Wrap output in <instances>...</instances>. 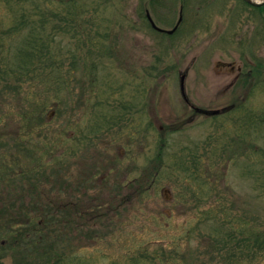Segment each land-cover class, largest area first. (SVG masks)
<instances>
[{"label":"rangeland","instance_id":"1","mask_svg":"<svg viewBox=\"0 0 264 264\" xmlns=\"http://www.w3.org/2000/svg\"><path fill=\"white\" fill-rule=\"evenodd\" d=\"M76 1L56 76L0 80V264H264V9Z\"/></svg>","mask_w":264,"mask_h":264},{"label":"trees","instance_id":"2","mask_svg":"<svg viewBox=\"0 0 264 264\" xmlns=\"http://www.w3.org/2000/svg\"><path fill=\"white\" fill-rule=\"evenodd\" d=\"M254 8L264 9V6ZM83 13L84 5L76 0H0V26L1 18L8 21L7 28L0 29V51L8 41L16 40L20 32H25L20 44L17 43V49L12 54L11 62L4 58L1 59L0 66H3V69L0 71V80H14L20 84L23 79L36 72V69L42 65L56 76L55 71L58 65L54 54L48 47L57 30L66 32L68 29L65 26L79 23L78 19ZM56 18L61 20L58 21ZM27 234L28 239L31 235H36V231L28 230ZM43 237L40 233L35 239L40 242ZM260 237L262 236L254 234L253 242L261 251L264 249V244L260 241ZM214 248L218 253L228 248L227 242H215ZM56 257L62 258V256ZM54 261H56L55 264H87L84 260L62 262V259L54 258Z\"/></svg>","mask_w":264,"mask_h":264},{"label":"water","instance_id":"3","mask_svg":"<svg viewBox=\"0 0 264 264\" xmlns=\"http://www.w3.org/2000/svg\"><path fill=\"white\" fill-rule=\"evenodd\" d=\"M242 1H244V2H246L247 4H249V5H251V6H254V7H261V6H264V0H259V1H255V0H242ZM146 17H147V20L149 21L151 27H152L154 30H156V31H158V32H162V33H167V34H172V33L176 30V28H177L179 22L181 21V18H180V19L178 20L177 25H176L173 29H171V30H164V29H161V28L157 27V26L154 24V22L152 21V19H151V17L149 16L148 13H146ZM184 80H185V75L180 76V92H181V95H182V97L184 98V100H186V96H185V92H184ZM186 101H187V100H186ZM217 113H219V110H215V111H211V112H209V114H217Z\"/></svg>","mask_w":264,"mask_h":264},{"label":"flooded vegetation","instance_id":"4","mask_svg":"<svg viewBox=\"0 0 264 264\" xmlns=\"http://www.w3.org/2000/svg\"><path fill=\"white\" fill-rule=\"evenodd\" d=\"M223 66H225V67H230V70H232V71H234V66H233V64H229V63H227V64H225V63H221ZM240 70V68H238L237 69V71H239Z\"/></svg>","mask_w":264,"mask_h":264},{"label":"bare ground","instance_id":"5","mask_svg":"<svg viewBox=\"0 0 264 264\" xmlns=\"http://www.w3.org/2000/svg\"><path fill=\"white\" fill-rule=\"evenodd\" d=\"M255 1H259V0H255Z\"/></svg>","mask_w":264,"mask_h":264}]
</instances>
